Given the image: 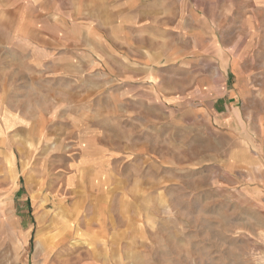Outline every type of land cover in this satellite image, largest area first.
I'll list each match as a JSON object with an SVG mask.
<instances>
[{"label": "rangeland", "instance_id": "374dc122", "mask_svg": "<svg viewBox=\"0 0 264 264\" xmlns=\"http://www.w3.org/2000/svg\"><path fill=\"white\" fill-rule=\"evenodd\" d=\"M159 12L167 16V26L179 18L181 27L179 33L177 28H166V66L177 60L183 69L193 66L192 76L188 72L182 76L180 106L164 105L153 94L149 101L127 100L126 88H116L104 77L101 94L77 106L63 100L65 95L54 94L46 77L8 75L13 72V54H0L7 75L0 78V222L77 226L88 204L111 211L120 224L119 210L124 215L126 208H133L135 216L140 213L147 251L190 254L193 196L187 190H193L195 181L190 163L206 150L204 140H213L214 147L219 144L225 152L245 147L252 170L264 169V0H171ZM168 72L173 80L176 72L173 68ZM108 73L106 69L103 76ZM132 109L138 114L149 111V120L145 123L146 118L132 116ZM175 109L182 110L177 116L183 128H193V147L188 143L189 131L182 132L187 144L176 151L158 141L154 131L158 120L171 116L161 123L168 125ZM161 110L164 114L157 113ZM148 126L149 162L126 161L124 146L132 139L139 144L140 131ZM119 151L121 155L115 156ZM129 188L135 193L146 188L153 196L99 195L103 190ZM158 192L165 197H157ZM146 213L151 220L145 223ZM157 222L164 223L165 230L146 231L147 224L153 228ZM1 243L11 252L2 254L0 264L26 263L28 255L12 251L21 248L14 234L5 242L0 238ZM45 256L34 255L32 263L44 264ZM50 262L58 261L53 257ZM184 262L193 264L186 258Z\"/></svg>", "mask_w": 264, "mask_h": 264}, {"label": "crops", "instance_id": "0c3cea01", "mask_svg": "<svg viewBox=\"0 0 264 264\" xmlns=\"http://www.w3.org/2000/svg\"><path fill=\"white\" fill-rule=\"evenodd\" d=\"M170 2L0 0V54H13V72L8 75L46 77L54 94L65 95L63 100L77 102V106L101 94L103 77L116 88L125 87L127 100L147 101L153 94L164 105L180 106L184 99L182 76L185 72L192 76L193 66L183 69L180 60L166 66V28H177L178 33L181 28L179 18L167 26V16L159 12ZM7 37L15 43L9 44ZM2 65L0 62V78H5ZM169 68L176 72L174 81ZM106 69L109 76H103ZM178 112L182 110L172 112L168 125L161 123L171 116L158 120L154 129L163 148L168 144L174 151L188 142L182 132H190L188 143L193 147V128H183ZM138 113L130 111L132 116L146 118L145 123L149 120V111ZM157 113L164 114V110ZM149 128L141 129V138L135 135L141 139L139 144L134 145L132 139L124 146L126 161L133 163L135 158L139 159L135 162H149ZM204 141L206 150L191 159L195 181L193 190H187L193 196V253H151L147 251L148 238L141 237L140 213L135 216V209L126 208L124 215L119 210V224L111 211L88 204L84 206V220L77 226H72L73 222H0V238L5 242L12 234L17 237L21 248L12 251L22 257L28 255L21 264H33L34 255L44 254V264H185V258L193 264H264V169L259 173L252 170L245 147L225 152L219 144L214 147L213 140ZM119 155L120 151L115 153ZM137 190L110 189L99 195L153 196L149 189ZM157 197H165V193L158 192ZM145 216V223L151 220L149 213ZM145 229L165 230V224L157 222L153 228L147 224ZM1 244L0 259L11 252L6 243ZM53 257L57 263L50 262Z\"/></svg>", "mask_w": 264, "mask_h": 264}]
</instances>
